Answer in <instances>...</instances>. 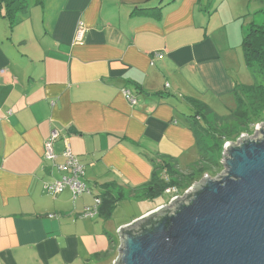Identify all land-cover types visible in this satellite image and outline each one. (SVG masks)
<instances>
[{"label": "crops", "instance_id": "1", "mask_svg": "<svg viewBox=\"0 0 264 264\" xmlns=\"http://www.w3.org/2000/svg\"><path fill=\"white\" fill-rule=\"evenodd\" d=\"M3 1L0 264H113L119 230L163 207L167 196L133 191L150 184L156 164L162 177L169 175L162 161L179 170L197 162L194 105L217 114L229 103L231 111L236 86L252 85L242 41L250 25H262L264 4L44 0L37 6L29 0V11L17 13L12 26ZM255 3L260 7L253 10ZM146 8L162 10L139 11ZM80 23L84 39L76 43ZM125 89L136 105L125 99ZM53 130L58 164L68 144L85 165L89 193L44 192L61 177L43 162ZM106 190L117 201L111 216L102 204L95 218H80Z\"/></svg>", "mask_w": 264, "mask_h": 264}, {"label": "water", "instance_id": "2", "mask_svg": "<svg viewBox=\"0 0 264 264\" xmlns=\"http://www.w3.org/2000/svg\"><path fill=\"white\" fill-rule=\"evenodd\" d=\"M222 165L121 228L113 264H264V122L225 145Z\"/></svg>", "mask_w": 264, "mask_h": 264}, {"label": "trees", "instance_id": "3", "mask_svg": "<svg viewBox=\"0 0 264 264\" xmlns=\"http://www.w3.org/2000/svg\"><path fill=\"white\" fill-rule=\"evenodd\" d=\"M33 1L37 6L44 4V0ZM3 2L6 6L4 17L11 21L12 26L19 23L18 19L20 18H17V13H27L30 8L29 0H4ZM262 3L264 4V0ZM161 10L160 8H146L139 11L150 14L159 11L156 13L159 14ZM242 50L246 65L251 69L255 78L261 79L260 82L256 80L257 82L252 85H237L234 91L236 106L226 116L217 115L208 106L199 102L196 103L194 113L191 116L195 120L193 122L200 146V154L195 168L190 173L183 174L177 169L176 163L162 161L164 163L163 168H166L167 173H169V183L164 181L161 176V167L156 164L150 184L136 192L134 190L133 193L136 196L141 194L144 198L150 199L163 196L169 186L180 189L179 181L188 175L192 177L193 181L200 180L206 174L216 177L217 171L223 168L222 163L214 159L216 151L218 154H222L227 143L237 141L242 135L235 136L233 133L226 132L228 126L236 124L241 127L243 133L252 134L256 125L264 122V21L262 25L252 24L247 28L242 41ZM207 116H212L213 119L208 120L206 119ZM202 120L205 121L204 124L200 123ZM206 138L214 141V147L210 148L206 145ZM101 197L103 206L110 207L108 210V217H110L117 201L108 190Z\"/></svg>", "mask_w": 264, "mask_h": 264}, {"label": "built area", "instance_id": "4", "mask_svg": "<svg viewBox=\"0 0 264 264\" xmlns=\"http://www.w3.org/2000/svg\"><path fill=\"white\" fill-rule=\"evenodd\" d=\"M83 39L84 25L80 23L76 30L75 42L82 43ZM156 56L158 58L162 57L160 54H157ZM122 94L131 105H136L137 99L129 89L123 90ZM58 139V131L53 130L50 138L44 144L43 162L45 164H50L51 167H56L61 177L54 180L52 183L45 184L43 190L45 193L52 194L53 196H58L66 190H69L75 198H78L90 192L87 185L83 182L85 165L73 154L71 147L68 144H66L65 150L62 154L64 162L58 164L59 157L54 151V143ZM163 179L166 183H169L170 181L168 176H164ZM165 194L169 196L170 203L183 196L181 190L175 186H169L166 189ZM101 205V198H97L95 203L92 206L87 207L79 217L82 219L95 218L100 212ZM51 218H54V216H51Z\"/></svg>", "mask_w": 264, "mask_h": 264}, {"label": "rangeland", "instance_id": "5", "mask_svg": "<svg viewBox=\"0 0 264 264\" xmlns=\"http://www.w3.org/2000/svg\"><path fill=\"white\" fill-rule=\"evenodd\" d=\"M257 7H260V6H258V4H254V5H252V8H253V10H256V8ZM258 15H260V17H261V23L260 24H262L263 23V21H264V13H263V11L262 12H260ZM249 28V27H248ZM256 80H258V82H260V80L261 79H257V78H254V81H252V83L251 84H255L257 81ZM229 104V103H228ZM228 104H226L225 106H220V107H218L217 109H216V112H217V114L218 115H220V116H226V115H228L229 114V112H230V109H229V105ZM230 106H233V108L235 107V104H233V105H231L230 104ZM212 115V114H211ZM213 116V115H212ZM212 116H207V118L206 119H208V120H212L213 118H212ZM205 123V121L204 120H202L201 121V124H204ZM255 131V130H254ZM254 131H253V133L252 134H249V135H253L254 134ZM226 132H230V133H233V135H238V134H242V135H246L247 133H243L242 132V130H241V127L240 126H238V125H236V124H232L231 126H228V128L226 129ZM242 135H241V137H242ZM241 137H239V138H241ZM238 138V139H239ZM235 142V141H234ZM205 143H206V145H208L210 148L211 147H214V141L213 140H211L210 138H206V140H205ZM218 151H216V153H215V155H214V159H216L217 161H219V162H221L222 163V158H223V153L222 154H218L217 153ZM195 166H196V163H194L193 164V166L192 167H184V165L183 166H181L180 167V170H181V172L183 173V174H185V173H190V171L193 169V168H195ZM211 170V169H210ZM223 170H224V168H222V169H220V170H218L217 171V176L218 175H220L222 172H223ZM212 171V170H211ZM187 173V174H188ZM207 175V174H206ZM205 175V176H206ZM204 176V177H205ZM210 176V175H209ZM216 176V177H217ZM194 177H196V176H194ZM203 177V178H204ZM203 178H201L200 180L198 179L197 181H193L192 180V177L191 176H185L183 179H182V181L180 180L179 182V186H180V190H181V192H182V194H185L187 191H189L190 190V188H192L193 187V185H195L196 183H198V182H200ZM212 178H215V177H212ZM168 198V199H167ZM161 201H164V206H166V205H168L169 203H170V198L168 197V196H164L163 198H162V200ZM160 201V202H161Z\"/></svg>", "mask_w": 264, "mask_h": 264}, {"label": "clouds", "instance_id": "6", "mask_svg": "<svg viewBox=\"0 0 264 264\" xmlns=\"http://www.w3.org/2000/svg\"><path fill=\"white\" fill-rule=\"evenodd\" d=\"M259 125V124H258ZM257 126V125H256ZM256 128V127H255Z\"/></svg>", "mask_w": 264, "mask_h": 264}]
</instances>
